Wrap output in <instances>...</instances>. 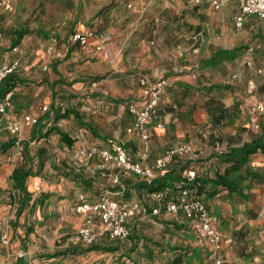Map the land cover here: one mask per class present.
<instances>
[{
  "label": "rangeland",
  "instance_id": "374dc122",
  "mask_svg": "<svg viewBox=\"0 0 264 264\" xmlns=\"http://www.w3.org/2000/svg\"><path fill=\"white\" fill-rule=\"evenodd\" d=\"M211 1L213 0H12V12L0 15V54L12 49L15 31L29 33L24 36V44L16 47L20 53L34 49L35 54L30 51L29 57L22 54L16 82L17 87L28 89L32 99L36 96L39 85L31 74L24 76L20 71L36 69L33 65L37 57L34 56L37 53L43 54L47 44H61L73 30L89 26L90 23L96 26L100 23L105 33L126 26L129 32L143 33L140 42L148 49L157 50L161 56L159 60L165 67L169 62L174 68L171 72L173 74L162 77L174 88L169 96L176 107L184 108L178 118L180 130L185 133L184 141L183 138L181 140L204 152L205 157L207 149L214 142L223 141L227 129L239 125L243 126L247 135L252 133L247 127V111L264 93V23L250 16L242 28L237 30L233 18L240 0H216L223 3L218 10L214 9ZM229 27L232 29L229 30ZM167 31L179 33L181 37L177 34L172 37L168 35L167 38H171L168 42L164 39ZM199 32L203 38L202 46L199 47L200 59L207 57L214 49L209 42L229 48L240 47L237 58L214 67L198 65V55L193 56L192 53L175 59L172 54L177 55L187 44L186 39ZM108 40L117 47H120L122 40L125 45L122 51L127 48L126 36L120 39L113 33L106 39ZM257 70H261L262 74H258ZM179 83L186 84L188 88L181 89ZM215 85L221 88L209 90ZM210 97L218 107L227 109L223 122L211 119L207 110L210 105L206 103ZM25 102L26 105L29 104L28 101ZM29 113H33V110ZM10 114L18 119L22 110H12ZM10 140L7 131L0 130V147L7 145ZM55 144L57 147V143ZM225 146L230 149L232 144ZM13 150L12 147L6 151H1L0 148V223L10 238L7 245L0 241V264H16L20 257L27 264H177L176 255L182 256L180 264H212L203 252L196 249L187 225L183 226V231L181 228L166 231L158 227V222L146 224L145 229L141 228L140 236L135 237L137 242L133 241V237L129 242L99 245L117 247L118 250L114 253L94 252L83 255L77 250L72 256L47 259L48 255L62 251L66 245L64 243H68L70 239L72 242H69V246L78 245L80 249H85L73 240L75 233L83 225L74 208L78 194L89 195L90 191L87 185H83L84 190L71 196V177L65 176L63 169L48 160L50 156L46 155L45 148L31 146L27 149L25 161L15 158ZM209 159L195 161V165L189 167L190 170L196 175L203 173V168L207 167L203 162ZM263 159V155H256L251 159L255 169L264 171V166H256ZM216 164L219 163L208 165L216 167ZM20 165L30 167L36 176L26 181L31 199L16 221L19 195L12 188L10 175ZM211 173L207 176L212 175ZM36 178L40 180V184L35 187L33 181H38ZM89 182L92 184V180L89 179ZM240 186L243 187L240 188L242 196L223 194L210 201L204 197L201 199L212 216L220 218L224 232L231 235V238L236 237L238 241L237 245L229 248L232 255L228 256L230 262L226 264H264V183L243 181ZM126 190L128 192L127 188ZM12 193L16 196L15 201ZM138 199L145 209L153 206L144 192ZM28 229L36 233L35 238L32 233L29 238L24 237ZM64 236L67 238L65 242ZM194 252L197 255H192ZM232 256L234 259H231Z\"/></svg>",
  "mask_w": 264,
  "mask_h": 264
},
{
  "label": "crops",
  "instance_id": "0c3cea01",
  "mask_svg": "<svg viewBox=\"0 0 264 264\" xmlns=\"http://www.w3.org/2000/svg\"><path fill=\"white\" fill-rule=\"evenodd\" d=\"M220 4L221 6L223 5L222 2H220ZM247 19H249V17H245L244 23ZM99 24L100 23H98V26H96L94 23H90L89 26L86 27L80 26L78 29H75V30H87L93 33V37L84 47L78 45H71L69 47L67 44V40H65L61 44L55 43V47H54L55 50L61 52L62 54L61 58H56L53 55L48 54L47 48L52 43L47 44L45 46V50L43 54L41 53V55H39L37 53V56H34L37 57V61L33 66H35L34 68L36 67L37 68L33 70L31 69L32 71L28 69V71L31 72L28 71L27 72L20 71V72H22L24 76L31 74L33 77L36 78L35 82L39 85L37 94L35 97L30 99L29 97L30 95L28 93L27 88L16 87L13 90L11 96L12 109L8 111L3 126L7 125L9 121L16 119L13 117L12 114H10V112L12 110H17V109L22 110V115L37 114L39 118L43 117L42 122L48 119L47 126L56 127L61 132L66 133L69 139L73 141V145L71 147H67L63 142H61L59 136L55 133H51L46 138H42V139L35 138L37 137L38 134L37 132L32 134L33 127L23 129L21 135L23 139L22 144L23 146L27 144L28 148H30L31 146H29V143H33L32 146L34 145L41 146V148L46 149V155L50 156L48 160L52 164H57L58 165L57 167L63 169V171L65 172L64 173L65 176L68 175L69 177H71L72 186L70 187L71 189L69 190L71 196L77 194V192L79 193L80 191L84 190L83 185H87V189L88 191H90V193L89 195L85 194L84 196L87 198L88 201L93 202L96 201L102 193L107 191L114 192L121 188L124 190V194L121 197H116V199L128 205L138 204L142 206L140 204L141 200L139 199L137 200V198L141 196V194H143L144 192L137 190L138 183L142 182L141 178L136 177L134 175H122L120 177V187H118L117 185H113L109 178H102L100 176L101 171L102 170L107 171L110 168V166L105 167L104 164L97 159H93L84 163H79L74 157V152L86 147H98L109 150L110 147L107 145L106 141L107 139L111 138L115 140L117 143L121 144L133 158H137V154L139 150L142 148L140 139L135 133L132 134L126 133V129L130 126L133 120V115L129 111V107L134 106L136 107V109H139L143 104V95L141 88L139 87L138 80L141 76H147L152 79H160V78L165 79L162 76L167 74H173L171 72L173 71L174 68L172 64L169 62L166 63V67H165V64L159 60L161 56L159 55L158 51L155 49L153 50L148 49L144 44L140 42V39L143 37V33L138 34V33H133V31L129 32L127 26L121 28L119 27L118 29H113L115 31H109L108 33H105L102 31V28ZM229 28H230L229 30L232 29L231 27ZM113 33L115 34V36L120 37V39H122L125 36L127 37V40L125 42H127L128 44L126 46L128 49L126 48V50L122 51L125 46L124 43H122V40H120V47H117L116 44L110 43L109 40L106 41V39H109ZM173 34L174 35L177 34L179 37H181L179 33H173L167 31L164 34V39L169 42L171 38L169 37L168 39L167 36L169 35L172 37ZM201 34L202 33L199 32L198 34L193 35L192 37H188L186 39L187 44L183 46L182 50H180V52H178L177 55L173 53L172 56L175 57L176 59V58H182L181 56H183V54L189 53L191 55L192 53L193 56L198 55V59L200 60L198 65H200L202 61L208 59L211 56V54L216 52L217 50H231L233 48H238V47H233V48L223 47L221 45H217L215 43L209 42V45L213 46L214 49L209 53L207 57L200 59L199 47L202 46V42H203V38ZM25 40L26 39L23 37L20 40L18 46L23 45ZM105 42L106 43L109 42V44H106ZM14 49L15 51H13V47H12L11 50L4 51L3 53L0 54V66L9 65L14 61L19 60L20 61L19 69H20L23 59L22 54L25 55L26 57L31 56L30 53L35 54L34 49L32 50L29 49L30 53L28 50L23 51L24 53L23 52L20 53L18 52L16 46L14 47ZM232 61L229 60V61H221V62H232ZM248 64H249L248 66L250 67L251 66L250 63ZM44 66L47 67L46 70H43ZM17 71H15L12 74V76L15 79H16ZM178 85L183 90L185 88H188L186 84L181 85L179 83ZM220 88L221 87L215 88L213 86L209 90L220 89ZM171 90L173 91L174 88L171 87L168 82L166 91L157 109V116L147 127L148 133L150 135V140H149L150 152H149L148 165L153 164L154 160L160 157L165 149L185 143L183 142L185 139L184 138L185 133L180 130L179 119H178L180 114L183 112L184 108L183 106H181L180 108L176 107L174 100L172 99V97L169 96ZM206 91L209 92L208 89H206ZM34 92L35 91L33 90V93ZM263 95L264 93L262 94V96ZM262 96L260 97V99L262 98ZM25 100L28 101L29 103L28 105H26ZM206 103L210 105L207 110L209 111L208 113L211 119H214L215 121L219 119L220 121L223 122L225 120V115L228 113L227 109L225 108L222 109L218 107V105L213 102L212 97L208 98ZM45 106L47 107L48 110L43 112L41 109L42 107ZM57 108H59L61 113H63L64 111H71L73 112V114L70 115L68 118L61 119L55 123L53 122L52 111ZM30 110H33V113H29ZM34 110H36V112H34ZM248 111H247V117H248ZM262 122H264V115H260V117L258 118L259 128L254 129L249 124V118H248L247 127L250 128L252 133L247 135L246 131L243 130V126L235 125V128L227 129V133L224 134L223 136V141H221V143L220 142L218 143L224 146L226 144L231 143L232 146L230 147L229 150L240 148L244 144L250 143L252 141H257V139H262V142L264 143V125L262 126ZM31 135H33L34 138H31ZM182 138L183 141L181 140ZM31 139H33V141H31ZM55 143H57V147ZM214 143L207 149L206 156L200 159V160H207L210 158L208 161L203 162L204 164L207 165V167L205 169L203 168L204 171L203 173H197V175L195 174L196 177L214 178L217 175H222L231 166V163L228 162L227 160H224V157H219L218 155L213 153L212 147ZM53 146H55V148H53ZM11 147L12 149H14L13 145ZM194 148L192 149L196 150ZM256 155L264 156V151L261 153L257 152L256 154L250 156L249 162L246 164V167L241 172L242 174H245L244 171L245 169H247L255 173L258 177H260L259 179L264 180V171L259 168L255 169L254 164L251 163V159ZM214 162H218L220 165L216 164V167L214 165L212 166L208 165L209 163L214 164ZM183 163L185 164L189 163L190 164L189 167L195 165V162H190V161L188 162L183 159H176L167 168L166 171L176 169L181 165H183ZM256 166L259 167L264 166V159L261 160V162L258 163ZM189 167L185 172L192 171L190 170L191 168ZM213 169L214 171H212ZM185 172L182 173L183 177L185 176ZM208 173H211L212 175L207 176ZM248 178L249 177H246L247 179L246 181L248 182H257V181H249ZM36 179L38 181H33V185L35 187L40 184L39 182L40 180L38 178ZM89 179L92 180V184H90ZM260 183L262 184L264 183V181ZM44 186L46 185L44 184ZM126 188L128 189V192ZM210 190L213 191L214 189L210 188L209 186H205L206 193ZM144 193L146 197L149 199V201H151L149 198V194H147L146 192ZM223 194H232V193H228L227 190H224L222 188H216L215 194L211 198H208L206 194L205 195L203 194L201 196L195 195V197H197L201 201H202L201 197H204L205 199H208L210 201L216 199L217 197ZM79 195H83V194H78V196ZM12 196L15 201L16 196H14L13 193ZM78 196L76 197V204H77ZM152 207L153 206L149 207L148 209H145L144 207L142 208H144L147 211V213H149ZM206 207L208 206L206 205ZM207 209L209 210V213L213 218V224L216 230L220 234H222L224 238L231 240V244H228L224 247L223 256H224V264H226L230 262L229 261L230 257L228 256L232 255L231 249L229 248L231 246L237 245L238 241L236 237L231 238L232 237L231 235H228L224 232V229L221 226V224L223 223L221 220H219L220 218L217 219L216 217H213L210 209L209 208ZM19 217H16V221L19 219ZM155 222L159 223L158 225L159 228L166 231L179 229V228H181V231H183V226L187 225V228L195 244L194 236L189 229L188 221L181 214L172 215V214H167L165 212H162L159 216H155V217L135 216L129 219L127 225L131 228L130 237L131 238L134 237L133 241L137 242V239H135V237L140 236L139 232H141V228L145 229V227H147L146 224H153ZM30 230L31 229H28V231L25 232L24 235L25 238H29V236H31L32 234H33L32 236H34L35 238L36 233ZM26 233H28V235ZM63 240L64 242L67 240L66 236L63 237ZM128 240H132V239H127L124 241H110L107 238L103 237L100 241H98V243L100 244L97 245H101L104 243L117 244L126 241L129 242ZM70 247L73 250L75 248V252L79 250L80 252L79 254L84 255L87 253V252H83L84 249H80L78 245H74V246L65 245L64 249ZM196 249H198L199 252H203L207 256L206 251L198 248L197 246ZM94 252L97 251L88 252V253H94ZM192 255H197V254L194 252L192 253ZM62 257H66V256H62ZM62 257L60 256L56 258H48V257L46 258L55 260ZM233 257L234 256H232L231 259ZM177 259L182 260V256L180 257V255H176L175 260ZM23 262H24L23 264H27L25 260ZM16 264H19L17 263V260H16Z\"/></svg>",
  "mask_w": 264,
  "mask_h": 264
},
{
  "label": "built area",
  "instance_id": "2783aa9c",
  "mask_svg": "<svg viewBox=\"0 0 264 264\" xmlns=\"http://www.w3.org/2000/svg\"><path fill=\"white\" fill-rule=\"evenodd\" d=\"M197 2V1H196ZM214 9L218 10L221 4L211 1ZM12 0H0V15L12 12ZM255 17L264 22V0H240L238 11L234 17V26L241 29L245 17ZM93 37V33L87 30H75L67 38V44L84 47ZM66 44V45H67ZM53 42L47 52L56 58H61L60 51L55 50ZM67 47V46H66ZM13 51L15 49L13 48ZM20 61L16 60L9 65L0 66V85L2 81L18 70ZM247 65H249L247 63ZM46 66L43 70H46ZM262 74V71H257ZM139 87L143 95V104L141 108L129 107L133 115L130 126L126 133H135L141 142L142 148L133 158L127 150L113 139H107V145L110 149L98 147H86L74 152V157L79 163H84L93 159L101 161L104 166H110L107 171L102 170L100 176L109 178L113 185L120 187V177L122 175H134L143 181L151 180L163 176L167 168L176 160L195 162L204 156V152L193 150L188 144L183 143L164 150L163 154L156 158L153 164L148 165L149 159V140L148 125L156 118L157 109L168 86L166 79H152L147 76H141L138 80ZM12 93H7L0 99V130L7 131L13 140L14 156L19 161H23L24 146L22 144V131L25 128H31L38 122L37 114H25L18 119H13L3 126L9 110L12 109ZM43 112L47 107H42ZM264 115V95L260 100L253 103L248 111L249 124L258 129V118ZM33 143H29L32 146ZM227 146L220 143H214L213 153L222 156L228 152ZM196 177L194 171L185 172L184 178L192 181ZM124 194L123 189L114 192L107 191L102 193L96 201H88L84 195H79L74 211L82 218L83 225L75 233L73 238L75 244H81L88 247L98 243L103 237L110 241H124L129 239L131 228L127 225L129 219L135 216L155 217L162 212L167 214H181L189 223V229L194 236L195 244L198 248L207 252V257L212 264H224V247L231 243L230 239L224 238L214 224L206 205L197 197L194 191L180 188L174 194L167 190L149 194L153 203L151 211H147L138 204L128 205L116 199ZM10 238L7 230L0 223V241L7 245ZM72 242V239L69 240ZM64 243L66 245L69 244Z\"/></svg>",
  "mask_w": 264,
  "mask_h": 264
},
{
  "label": "trees",
  "instance_id": "16d2710c",
  "mask_svg": "<svg viewBox=\"0 0 264 264\" xmlns=\"http://www.w3.org/2000/svg\"><path fill=\"white\" fill-rule=\"evenodd\" d=\"M29 33L26 31H17L14 33V42L12 44L13 48L17 46L20 42V40L28 35ZM240 47L233 48L231 50H217L216 52L212 53L211 56L202 61L200 63L203 67H213L216 64L220 63L221 61H232L236 58L237 53L239 52ZM18 86V83L16 82V79L9 75L6 77L1 85H0V99H2L7 93H12L13 90ZM215 88H219L218 86H214ZM48 110V109H47ZM53 110V109H51ZM73 112L71 111H64L61 113L59 108L54 109L52 111L53 115V122H58L61 119H66L70 115H72ZM75 117V116H74ZM77 117V115H76ZM43 117H40L38 119V122L35 126H33L32 134L37 132L38 139L46 138L51 133H55L59 136L60 141L63 142L67 147H71L73 145V141L69 139L68 135L66 133L61 132L54 126H47L48 122L45 120L42 122ZM31 138H34L33 135H31ZM33 141V139H31ZM30 141V142H31ZM13 145V140L9 141L7 145H1V151H4L8 148H10ZM24 155H23V161H25L26 158V152L28 149L27 144L24 145ZM0 151V152H1ZM264 151V143L262 142V139H257V141H252L250 143L244 144L242 147L237 149H231L226 154L219 156L224 157V160H227L231 163V166L226 170L222 175H217L214 178H199L195 177L192 181H187L182 173H184L187 168L189 167V163H183L180 167L166 171L163 176L157 177L150 182L143 181L139 182L137 185L138 191H144L147 194H151L154 192H161L167 190L171 194H174L175 191L177 192L180 188L188 189L191 191H194V194L196 196L205 195L208 198H211L215 194L216 188H222L224 190H227L228 193H232L235 195L242 196L243 189L240 185L243 181H246V177H249V181H257V182H263V179H259L255 173L245 169V174H242V170L246 167V164L249 162L250 156L256 154L257 152H263ZM36 175L33 174L31 168H26V166H17L10 175V180L12 183V188L15 190V192L19 195V207L16 211V217H19L22 210L25 208V206L28 204V202L31 199V194L27 192L26 189V181L28 178L35 177ZM205 186H209L210 188H213V191L205 192ZM29 233V232H28ZM28 233H26L28 235ZM129 239H132L129 237ZM117 247L113 246H99L97 244L85 247L83 252H103V253H112L117 251ZM75 254V248L74 250L70 248H66L63 251H60L58 253H54L52 255H48V258H56V257H62V256H70ZM20 258H17V263L23 264L24 260ZM176 263H180L181 260L177 259L175 260Z\"/></svg>",
  "mask_w": 264,
  "mask_h": 264
}]
</instances>
